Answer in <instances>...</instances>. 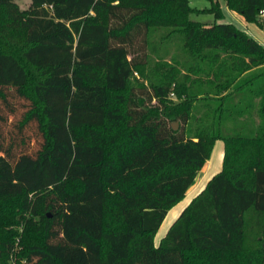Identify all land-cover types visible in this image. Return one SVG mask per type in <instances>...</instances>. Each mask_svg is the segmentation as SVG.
<instances>
[{
    "label": "trees",
    "instance_id": "16d2710c",
    "mask_svg": "<svg viewBox=\"0 0 264 264\" xmlns=\"http://www.w3.org/2000/svg\"><path fill=\"white\" fill-rule=\"evenodd\" d=\"M20 1L0 0V264L17 243L25 264H264V46L219 0L211 24L191 0ZM225 1L264 28V0Z\"/></svg>",
    "mask_w": 264,
    "mask_h": 264
},
{
    "label": "rangeland",
    "instance_id": "374dc122",
    "mask_svg": "<svg viewBox=\"0 0 264 264\" xmlns=\"http://www.w3.org/2000/svg\"><path fill=\"white\" fill-rule=\"evenodd\" d=\"M28 0H22L20 1V5L25 7L28 5ZM221 7H222V11L224 14V19L222 21H220L221 23H228V24H233L236 27H238L239 29L244 30L245 32H247L250 36H252L253 38H255L256 40L262 42V44H264V28H261L260 26H258V24L255 23H246L245 20L242 18V16L236 14L235 12H233L232 10H230L227 5H226V1L225 0H219ZM191 6L193 8H196L198 10H206L205 12H202L200 14H193L192 18L194 20L197 21H201V22H205V23H213L215 21L214 19V15L210 12H207V9H209L211 7V2L210 0H191ZM137 77H140L139 75H136ZM22 105V102H19L17 100H15V106L17 109L16 115L11 116L10 118V122L14 121L16 122L20 116L21 113L24 111V108ZM179 127V125H178ZM35 127L32 126L31 128H29L28 130V135L33 137L34 140L31 143V147L29 148V152L33 153L36 148H37V140L35 137ZM12 130L11 125L7 126L5 128V131L7 132V134H9V131ZM216 150H214V157H218L219 155V150L217 148H215ZM207 175V174H206ZM205 175V176H206ZM202 174H199V177L197 178L195 185L197 184V182L199 180H202L205 178V176H202ZM207 177V176H206ZM208 178V177H207ZM194 187L189 191V193L187 194L186 198L181 201L178 205H176L173 209H171L167 215V218L165 219L158 235L157 238L159 236H162L164 234V232L167 230V228L170 226V224H172L174 222V220L179 216V214L182 212V210L184 209V206L186 205V203L194 197ZM252 220H250V225H248V232H251V225ZM22 231V229H21ZM18 245V250L16 252V257L17 259L20 261L22 259L19 258V253L23 250V247H21L18 243L16 244ZM158 245V243H157Z\"/></svg>",
    "mask_w": 264,
    "mask_h": 264
},
{
    "label": "crops",
    "instance_id": "0c3cea01",
    "mask_svg": "<svg viewBox=\"0 0 264 264\" xmlns=\"http://www.w3.org/2000/svg\"><path fill=\"white\" fill-rule=\"evenodd\" d=\"M237 14V13H236ZM243 18V17H242ZM244 19V18H243ZM245 20V19H244ZM245 22L246 23H248L246 20H245ZM259 26V25H258ZM262 28V27H261ZM260 42V41H259ZM261 44H262V42H260ZM263 46H264V44H262ZM215 148H217L218 150H219V155H218V157L216 158V157H214V151H213V154H212V156H211V159L209 160V161H207V163L205 164V166L203 167V169H202V171H201V174H202V176H205L206 174V176L208 177H206L205 176V178L204 179H202V180H199L198 182H197V184L195 185H193L192 187H191V189L194 187V190H195V193H194V197L196 196V195H198L205 187H206V185H207V183L209 182V180L215 175V174H217L221 169H222V164H223V157H224V143L222 142V141H218L217 143H216V145H215ZM214 148V150H216ZM201 176V177H202ZM190 189V190H191ZM189 190V191H190ZM189 193V192H188ZM187 193V194H188ZM193 197V198H194ZM192 198V199H193ZM191 199V200H192ZM191 200H190V202H191ZM189 201L186 203V205L184 206V208L186 207V206H188V204L190 203ZM183 211V210H182ZM180 215V214H179ZM179 217V216H178ZM177 217V218H178ZM176 218V219H177ZM175 219V220H176ZM174 220V221H175ZM174 223V222H173ZM172 223V224H173ZM172 224H170V226L167 228V230L164 232V234L162 235V236H159L158 238H157V236H156V239H155V242H156V244L158 243L159 244V242H160V240L166 235V233L168 232V230H169V228L171 227V225ZM160 231V230H159ZM159 233V232H158ZM158 235V234H157Z\"/></svg>",
    "mask_w": 264,
    "mask_h": 264
},
{
    "label": "built area",
    "instance_id": "2783aa9c",
    "mask_svg": "<svg viewBox=\"0 0 264 264\" xmlns=\"http://www.w3.org/2000/svg\"><path fill=\"white\" fill-rule=\"evenodd\" d=\"M261 16L264 17V11L261 12ZM17 250H18V245H16V248L10 257V264H25L24 259H22L20 261L17 259V257H16Z\"/></svg>",
    "mask_w": 264,
    "mask_h": 264
},
{
    "label": "water",
    "instance_id": "95a60500",
    "mask_svg": "<svg viewBox=\"0 0 264 264\" xmlns=\"http://www.w3.org/2000/svg\"><path fill=\"white\" fill-rule=\"evenodd\" d=\"M173 128H174L175 130H177V129H178V124H177V123H174V124H173Z\"/></svg>",
    "mask_w": 264,
    "mask_h": 264
}]
</instances>
